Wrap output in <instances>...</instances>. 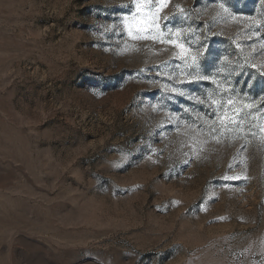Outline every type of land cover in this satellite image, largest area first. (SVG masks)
Returning <instances> with one entry per match:
<instances>
[{"label":"rangeland","instance_id":"1","mask_svg":"<svg viewBox=\"0 0 264 264\" xmlns=\"http://www.w3.org/2000/svg\"><path fill=\"white\" fill-rule=\"evenodd\" d=\"M161 2L0 0V264H264V0Z\"/></svg>","mask_w":264,"mask_h":264},{"label":"snow or ice","instance_id":"2","mask_svg":"<svg viewBox=\"0 0 264 264\" xmlns=\"http://www.w3.org/2000/svg\"><path fill=\"white\" fill-rule=\"evenodd\" d=\"M164 6H166V4L162 0L161 7H164ZM141 7H142V4L141 3H137L136 4L137 12L140 11ZM221 7H223V5H221ZM158 11H159V9H157V12ZM131 19L137 25H143V26L138 27L137 30L139 32L147 31L148 28L153 27V26H155V28H157V29H159V27H160V25L156 22V16H155V14H152V16L149 17L147 20H137L136 19V13H133ZM124 21L125 22H128L129 21V17H127V16L124 17ZM131 34H132V27L130 25L129 26V35H131ZM176 35H179V33H177ZM133 38L134 39H153V40L157 39V37H155V36H153V37L136 36V37H133ZM161 42H165V41H161ZM166 42L169 43V44H174V45H176V47H178L180 49V52L178 53V55L182 59H186L187 58V54H188L189 50L188 49H185L183 44H177V42L175 40H168ZM201 54L202 53H198L197 55L191 57L192 65H189V67L196 66L198 68L197 57L199 55H201ZM202 79H206V77L193 76V77H191V81L190 82H196V81L202 80ZM180 83H183V81H180ZM164 88H165V91L166 92L177 93L178 95H181V96L184 95L183 92H178L177 88H175V87H169L168 85H165ZM198 102L199 103H204V101H198ZM212 103H216V102L215 101H212ZM232 103H233V101H231V100L228 101V104L229 105H231Z\"/></svg>","mask_w":264,"mask_h":264}]
</instances>
